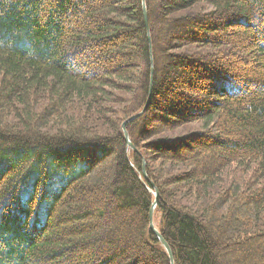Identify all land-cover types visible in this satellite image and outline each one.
<instances>
[{"label": "trees", "instance_id": "trees-1", "mask_svg": "<svg viewBox=\"0 0 264 264\" xmlns=\"http://www.w3.org/2000/svg\"><path fill=\"white\" fill-rule=\"evenodd\" d=\"M151 183L174 264H264V0H0V264H170Z\"/></svg>", "mask_w": 264, "mask_h": 264}, {"label": "water", "instance_id": "water-1", "mask_svg": "<svg viewBox=\"0 0 264 264\" xmlns=\"http://www.w3.org/2000/svg\"><path fill=\"white\" fill-rule=\"evenodd\" d=\"M143 17H144V21H145V24H147V15H146V10H145V5H144V1H143ZM148 39H149V36H148ZM152 67L150 69V84H149V92H148V97H147V100H146V103L144 104V106L142 107V109L129 116L122 124H121V129L123 131V134H124V138L126 140V143L128 145V147L130 149H132L133 151H135V147L134 145L132 144V142L130 141L129 139V136H128V133L125 129V124L131 120H133L134 118L138 117L139 115H141L143 113V111L146 109V106H147V103L149 101V98H150V90H151V80H152ZM142 173L144 174V176H146V173H145V167H144V164L142 165ZM153 189H154V200L151 204V207L148 211V229L150 231H152L155 236L157 237V239L160 241V243L163 245V247L165 248L168 256H169V259H170V264H174L173 263V256H172V253H171V250H170V247L168 245V243L165 241V239L162 237L161 233L159 232V230L157 229V227L155 226L154 224V208L156 206V203H157V198H158V190L157 188L151 183Z\"/></svg>", "mask_w": 264, "mask_h": 264}, {"label": "rangeland", "instance_id": "rangeland-1", "mask_svg": "<svg viewBox=\"0 0 264 264\" xmlns=\"http://www.w3.org/2000/svg\"><path fill=\"white\" fill-rule=\"evenodd\" d=\"M223 34H225V33H223ZM226 35V34H225ZM119 55H117L115 58H117ZM78 70L80 71V72H84V73H86V72H89V71H91V70H94V71H96V73H98V74H101V72H102V66H101V64H99V63H92V64H87V63H83L82 61H81V63L78 65ZM205 80L203 79V82H204ZM207 82V81H206ZM205 84V83H204ZM146 110V109H145ZM144 110V111H145ZM143 111V112H144ZM133 115V114H132ZM131 116V115H130ZM128 118V117H127ZM126 118V119H127ZM125 119V120H126ZM124 120V121H125ZM123 121V122H124ZM122 122V123H123ZM126 125V124H125ZM121 127V126H120ZM125 129H126V127H125ZM122 130V129H121ZM127 131V130H126ZM123 132V131H122ZM126 141V140H125ZM128 146V145H127ZM132 150V149H131ZM152 186V185H151ZM158 190V189H157ZM153 193H154V189H153ZM158 220H159V218H158V215L157 216H154V224H155V226L157 227L158 226ZM158 229V228H157Z\"/></svg>", "mask_w": 264, "mask_h": 264}]
</instances>
